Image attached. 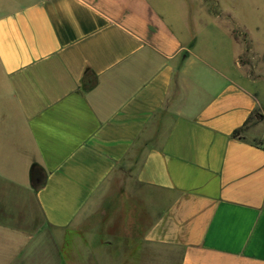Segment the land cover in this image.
<instances>
[{
    "label": "crops",
    "instance_id": "crops-1",
    "mask_svg": "<svg viewBox=\"0 0 264 264\" xmlns=\"http://www.w3.org/2000/svg\"><path fill=\"white\" fill-rule=\"evenodd\" d=\"M168 1L0 0V264H79L124 174L146 242L264 264V91L192 25L239 15Z\"/></svg>",
    "mask_w": 264,
    "mask_h": 264
},
{
    "label": "rangeland",
    "instance_id": "rangeland-1",
    "mask_svg": "<svg viewBox=\"0 0 264 264\" xmlns=\"http://www.w3.org/2000/svg\"><path fill=\"white\" fill-rule=\"evenodd\" d=\"M195 6L204 9L206 14H220L221 11L233 10L239 15L237 21L219 15L216 23L207 28L205 23L197 18L194 25L197 35V50L205 55L218 53L229 58L232 55L229 40L224 48L219 35L226 31L232 39L242 46V53L238 59L241 66V80L250 83L255 80L256 89L264 91V0H195ZM170 8L184 12L185 5L182 0H169ZM172 5V6H171ZM212 12V14H211ZM206 16H200L205 18ZM174 18V17H172ZM200 21V22H199ZM203 21V20H202ZM246 31H244V27ZM215 34V37L207 36V33ZM217 35V36H216ZM250 39V41L248 40ZM207 41L213 43V48L204 50L202 47ZM224 49V50H223ZM214 51V52H212ZM261 118L258 120L260 122ZM256 121V120H255ZM250 120L246 128H254L257 122ZM264 129V122L262 124ZM250 131V130H249ZM248 133H245V136ZM133 172V170H131ZM132 177V175H131ZM124 174V177H116L109 186L106 199L114 203L107 215L100 214L94 217L88 224L84 225L83 246L78 243L77 249L79 264H181L180 251L176 248L148 243L144 240L146 231L151 223L149 216L143 213L144 210L132 206L131 200L127 197L131 188L127 179L131 178ZM131 203V204H130ZM103 211V210H102ZM106 213V212H105ZM104 215V216H102ZM151 218V217H150ZM86 232L92 235L88 238ZM76 262L70 263L73 264Z\"/></svg>",
    "mask_w": 264,
    "mask_h": 264
},
{
    "label": "trees",
    "instance_id": "trees-1",
    "mask_svg": "<svg viewBox=\"0 0 264 264\" xmlns=\"http://www.w3.org/2000/svg\"><path fill=\"white\" fill-rule=\"evenodd\" d=\"M94 83H96V80L93 81V84H94ZM250 119H251V118H249V119L244 123V125H243L241 128H239V129H237L236 131L233 132L232 136H233L234 138H237V139H240V140L243 139V138H242V133L245 131V129H246V127H247V124L249 123ZM33 173H35V170L32 171L31 174H33ZM32 176H33V175H32Z\"/></svg>",
    "mask_w": 264,
    "mask_h": 264
}]
</instances>
